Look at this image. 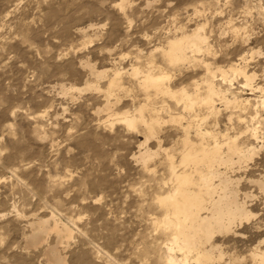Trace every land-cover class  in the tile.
Segmentation results:
<instances>
[{
	"label": "rangeland",
	"instance_id": "rangeland-1",
	"mask_svg": "<svg viewBox=\"0 0 264 264\" xmlns=\"http://www.w3.org/2000/svg\"><path fill=\"white\" fill-rule=\"evenodd\" d=\"M230 21L252 38L248 46L237 39L226 58ZM201 25L217 67L255 58L247 71L263 89L250 94L235 84L231 99L263 98L264 0H0V264H54L49 248L67 264H168L172 236L161 224L159 199L173 177L163 152L146 166L134 157L144 150L146 130L122 119L144 104L133 69L152 61L167 67L156 50ZM176 75L175 86L192 91L204 73L186 66ZM223 107L221 124L230 113L233 123L237 115L247 121L254 110ZM176 130L173 122L162 126L163 149L179 147ZM158 144L147 143L153 151ZM261 149L238 184L242 200L251 196L252 216L215 237L223 258L216 253L205 264H264V194L250 182L264 181ZM42 220L63 236L69 228L71 238L60 244L55 233H39ZM35 233L44 245L31 242Z\"/></svg>",
	"mask_w": 264,
	"mask_h": 264
},
{
	"label": "bare ground",
	"instance_id": "bare-ground-1",
	"mask_svg": "<svg viewBox=\"0 0 264 264\" xmlns=\"http://www.w3.org/2000/svg\"><path fill=\"white\" fill-rule=\"evenodd\" d=\"M227 24L233 41L231 44L226 43V58L232 45L236 47L234 43L237 39L242 45L248 46L252 38L248 36L246 28L234 26L233 21ZM229 31L227 29L228 33ZM225 35L227 36L226 31L221 34L222 37ZM156 51L163 52L168 65L162 67L152 61L144 70L142 67L133 69V77L144 90V104L135 108L131 115L127 113L122 121L130 129H136L140 123L146 130L147 139L142 145L144 150L140 149L134 157L146 166L147 162L150 163V160L163 152L173 177L172 190L159 199L165 209L161 224L172 236L171 243L167 246L168 264H205L212 261L216 253L219 254V259L223 258L222 251L214 244L215 237L229 234L230 231L232 233L234 226L252 216L245 200L251 196L244 194L245 198L242 200L238 184L244 178L241 179V169L247 168L250 162L252 164L255 155L261 154L259 150L264 144V128H261L263 121L258 112V107L264 109V97L252 102L250 99L239 100L235 96L231 99L230 95L238 89L237 86L241 88V92L242 88L248 89L250 94L263 88L256 85L257 75L247 71L250 61L255 60L253 54L249 57L241 55L229 70L217 67L219 56L210 43L205 25L197 26L189 34L183 33L175 37L166 48ZM262 55L264 54H259ZM186 66L202 69L204 73L201 82L194 83L192 91L175 86L176 73ZM106 96L109 111V99L113 94L108 92ZM221 105L239 111L248 108L254 110L248 112L247 121L237 115V121L233 123L235 119L232 121L233 113H230L226 116V122L221 124ZM225 111L227 112L226 109ZM164 113L171 114L170 121L163 118ZM166 122H173L178 129L177 133L181 134L179 147L175 145L172 149H163L160 133ZM240 122L245 123L244 126ZM151 139L158 141L157 151L147 145ZM251 181L264 194V181ZM48 223L46 220L39 222V233H55L60 244H63V238H71L72 231L69 228L63 236L56 223L50 229L47 227ZM36 234L31 236V242L35 246L46 241L41 238L43 235ZM48 254L54 264H67V258L57 248H49Z\"/></svg>",
	"mask_w": 264,
	"mask_h": 264
}]
</instances>
